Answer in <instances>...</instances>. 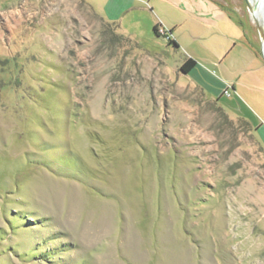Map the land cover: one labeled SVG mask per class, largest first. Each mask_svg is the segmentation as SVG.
I'll list each match as a JSON object with an SVG mask.
<instances>
[{
	"label": "rangeland",
	"instance_id": "rangeland-1",
	"mask_svg": "<svg viewBox=\"0 0 264 264\" xmlns=\"http://www.w3.org/2000/svg\"><path fill=\"white\" fill-rule=\"evenodd\" d=\"M176 1L239 23L228 72L254 93L210 97L104 0H0V264H264V0Z\"/></svg>",
	"mask_w": 264,
	"mask_h": 264
},
{
	"label": "crops",
	"instance_id": "crops-1",
	"mask_svg": "<svg viewBox=\"0 0 264 264\" xmlns=\"http://www.w3.org/2000/svg\"><path fill=\"white\" fill-rule=\"evenodd\" d=\"M104 2L105 4L102 8L104 17L99 15L105 22L116 25L121 35L129 39H140V31L143 27L142 25L145 18L148 19L149 23L147 29L144 26L146 32L149 33L150 28H152L154 36L164 39L168 45V40L165 37L154 33V27H162L169 32L170 40L174 41L177 45V48L174 47L173 49L181 50L186 54L182 64L187 59H192L195 62L194 68L188 74H182L193 76V79L205 88V91H207L206 93L210 97L214 99L219 97L220 93L225 90V88H228V93L227 96L225 94V97H236L240 92L244 94L254 93L253 85L242 83L240 78L233 77V75L228 72L230 65L233 68L234 65H237L234 63L238 55L236 52V42H241L244 36L238 24L230 20L227 12L217 3L214 2L213 4L212 2L204 1L207 4H204V7L202 6L203 10L205 11L207 9L208 12L206 14H204V12L200 15L201 12L195 9V4L189 2L182 4L178 3L176 0H147L146 3H143L141 0H104ZM154 10H157L161 15L153 13ZM179 13L187 15L190 24L188 29L191 43L189 40L181 41L177 35V31L182 25L178 19L176 20L174 17ZM164 14H166L167 17H164ZM204 28H212L217 38H215L211 48H206L207 57L201 61L196 57L193 49L190 51V47L194 43V40L200 39V37L196 36L198 34L197 29L203 30ZM222 39H225L224 42H222ZM226 42H228L227 46ZM231 42L235 43H232V46L228 47V44H231ZM250 51H248L247 54L248 58H252V51ZM209 68L216 70L222 75H213L211 73L212 69ZM250 103L259 107V101L256 103L254 99H251ZM243 120L247 122V119Z\"/></svg>",
	"mask_w": 264,
	"mask_h": 264
},
{
	"label": "trees",
	"instance_id": "trees-1",
	"mask_svg": "<svg viewBox=\"0 0 264 264\" xmlns=\"http://www.w3.org/2000/svg\"><path fill=\"white\" fill-rule=\"evenodd\" d=\"M237 23V22H236ZM239 24V23H237ZM158 26L154 27V33L158 35L157 33ZM169 45H172L173 47L177 48V45L174 41L168 40ZM195 66V62L192 59H187L184 61V63L180 66L179 71L183 74H188ZM245 122H243L244 124ZM245 125V124H244Z\"/></svg>",
	"mask_w": 264,
	"mask_h": 264
},
{
	"label": "built area",
	"instance_id": "built-area-1",
	"mask_svg": "<svg viewBox=\"0 0 264 264\" xmlns=\"http://www.w3.org/2000/svg\"><path fill=\"white\" fill-rule=\"evenodd\" d=\"M143 3H146L147 0H141ZM157 33L158 35L165 37L167 40H170V34L169 32H167L164 28L162 27H158L157 29Z\"/></svg>",
	"mask_w": 264,
	"mask_h": 264
},
{
	"label": "bare ground",
	"instance_id": "bare-ground-1",
	"mask_svg": "<svg viewBox=\"0 0 264 264\" xmlns=\"http://www.w3.org/2000/svg\"><path fill=\"white\" fill-rule=\"evenodd\" d=\"M251 1V0H250ZM254 3V2H253ZM259 8V9H258ZM255 10V12H254V15H253V19L254 20H260V22H262L263 23V20H262V18H260L261 16V14L259 13V11L261 10V5L259 6V4L257 5V8L256 9H254ZM259 16V18L260 19H258V16ZM262 43H263V49H264V35H263V37H262Z\"/></svg>",
	"mask_w": 264,
	"mask_h": 264
},
{
	"label": "water",
	"instance_id": "water-1",
	"mask_svg": "<svg viewBox=\"0 0 264 264\" xmlns=\"http://www.w3.org/2000/svg\"><path fill=\"white\" fill-rule=\"evenodd\" d=\"M256 22L258 23V21L256 20ZM258 31H259V35L262 38L264 35V26H260V24L258 23Z\"/></svg>",
	"mask_w": 264,
	"mask_h": 264
}]
</instances>
